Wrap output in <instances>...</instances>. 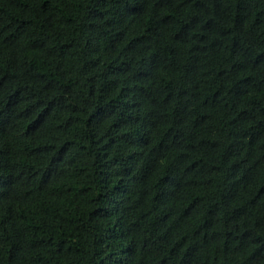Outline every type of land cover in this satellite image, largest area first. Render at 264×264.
<instances>
[{
  "label": "trees",
  "instance_id": "1",
  "mask_svg": "<svg viewBox=\"0 0 264 264\" xmlns=\"http://www.w3.org/2000/svg\"><path fill=\"white\" fill-rule=\"evenodd\" d=\"M0 264H264V0H0Z\"/></svg>",
  "mask_w": 264,
  "mask_h": 264
}]
</instances>
